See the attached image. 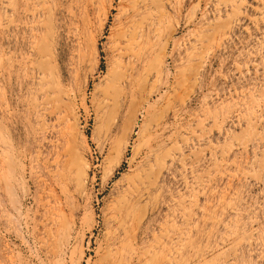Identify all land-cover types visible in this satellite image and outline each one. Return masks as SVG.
<instances>
[{
    "label": "rangeland",
    "instance_id": "374dc122",
    "mask_svg": "<svg viewBox=\"0 0 264 264\" xmlns=\"http://www.w3.org/2000/svg\"><path fill=\"white\" fill-rule=\"evenodd\" d=\"M0 264H264V0H0Z\"/></svg>",
    "mask_w": 264,
    "mask_h": 264
}]
</instances>
